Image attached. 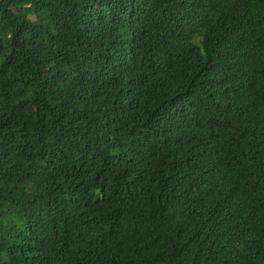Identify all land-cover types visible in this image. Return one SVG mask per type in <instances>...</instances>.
<instances>
[{
	"label": "trees",
	"instance_id": "16d2710c",
	"mask_svg": "<svg viewBox=\"0 0 264 264\" xmlns=\"http://www.w3.org/2000/svg\"><path fill=\"white\" fill-rule=\"evenodd\" d=\"M0 264H264V0H0Z\"/></svg>",
	"mask_w": 264,
	"mask_h": 264
}]
</instances>
